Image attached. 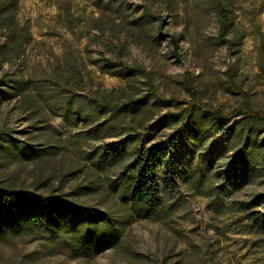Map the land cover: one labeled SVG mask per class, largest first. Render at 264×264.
Wrapping results in <instances>:
<instances>
[{"label": "rangeland", "instance_id": "374dc122", "mask_svg": "<svg viewBox=\"0 0 264 264\" xmlns=\"http://www.w3.org/2000/svg\"><path fill=\"white\" fill-rule=\"evenodd\" d=\"M60 1L18 0L17 20L30 24L32 42L23 58L4 63L2 69L18 68L27 78L74 55L85 65L78 95L88 99L98 94L119 102L129 96L139 99V104L153 107L154 116L147 124L160 127L156 138L173 131L177 113L191 101L186 88L189 80L201 102L194 126L181 137L185 159L196 172L176 180L167 190L165 215L134 219L117 246L91 260L72 258L36 234L24 233L0 239V264H264V232L250 221L251 213L264 211V165L249 156L246 163L235 157L239 126L247 117L238 115L233 128L229 122L222 124L218 136L213 130L218 120L207 112L212 108L230 111L239 104L240 94L234 92L227 74L231 69L233 82L247 94L257 114L254 126L262 129L264 0H235L234 29L242 33V39L232 47L218 39L217 18L207 0H124L133 17L141 13L144 3L160 15L161 23L144 16L135 26H121L115 19L114 25L103 29L91 21L98 16L92 3L72 0L71 14L83 15L73 33L63 26ZM2 41L3 37L0 44ZM113 58L147 74L108 66L106 60ZM78 79L73 75L71 81ZM24 114L17 101L1 99L0 130L9 129L13 137H23L29 125ZM198 121L204 128L196 136L192 130L199 127ZM42 123L47 134L56 137L52 140L58 145L54 154L1 158L0 183L60 193L100 176L103 184L98 190L70 194L118 213L116 195L106 184L109 180L85 161L81 151L97 144L121 143L122 137L86 142V129L66 123L51 110ZM262 137L264 132L256 136L258 140ZM255 153L264 158L262 147Z\"/></svg>", "mask_w": 264, "mask_h": 264}, {"label": "trees", "instance_id": "16d2710c", "mask_svg": "<svg viewBox=\"0 0 264 264\" xmlns=\"http://www.w3.org/2000/svg\"><path fill=\"white\" fill-rule=\"evenodd\" d=\"M71 1L61 0L59 6L63 26L73 33L81 24L83 15L71 14ZM83 1L94 5L98 16L91 21L102 29L114 25L115 19L121 26H135L144 16L161 23L160 15L144 3L141 13L133 17L124 0ZM207 1L217 18L218 39L227 43L228 47L238 46L242 33L234 29L235 0ZM17 9L18 0H0V38L3 37L0 44V101L15 100L22 105L29 125L23 137H13L9 129L0 130V159L54 154L58 145L52 140L55 141L56 137L47 134L42 123L48 110L57 113L66 123L86 129L83 133L86 142L98 143L106 138L122 137L121 143L103 147L97 144L81 151L85 161L109 180L106 184L116 195L119 212L111 214V211L84 203L70 194L80 189L88 192L98 190L103 184L100 176L91 178L88 184L75 185L72 191L60 193L13 188L0 183V239L24 233L36 234L72 258L88 261L117 246L134 219L154 217L160 213L165 215L167 190L175 186L176 180L196 172L191 161L185 159L187 151L181 134L194 126L201 101L192 82L187 80L186 88L191 101L177 113L173 131L156 138L160 127L147 124L154 116L153 107L139 104V99L129 96L119 102L98 94L88 99L78 95L82 67L85 65L74 55L65 60L61 58L45 73L27 78L18 68L2 69L4 63L18 62L23 58L32 42L30 24L27 21L18 22ZM231 31L232 35L228 37ZM91 62L94 61L91 59ZM106 64L120 70L147 74L143 69L129 66L117 58L107 59ZM227 74L234 92L240 94V102L230 111L219 108L207 111L211 118L218 120L213 126L214 134L221 135L224 123L229 122L230 128H233L238 115L246 116L247 121L239 126L241 134L236 140L235 157L239 162L246 163L250 160L249 156L264 165V158L255 153L258 147L264 151V137L256 138L258 133L264 132V121L262 129L254 126L258 117L250 107L247 94L233 82L234 71L230 69ZM73 75L79 77L75 82L71 81ZM198 122L199 127L192 130L196 136L200 134L198 130L204 128L202 122ZM250 221L257 230L264 232V211L251 213Z\"/></svg>", "mask_w": 264, "mask_h": 264}]
</instances>
